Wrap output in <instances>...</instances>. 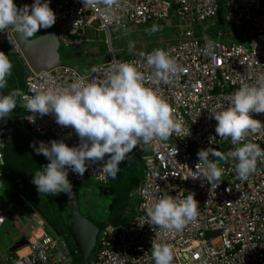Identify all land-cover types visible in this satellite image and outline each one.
Here are the masks:
<instances>
[{
  "label": "built area",
  "instance_id": "2783aa9c",
  "mask_svg": "<svg viewBox=\"0 0 264 264\" xmlns=\"http://www.w3.org/2000/svg\"><path fill=\"white\" fill-rule=\"evenodd\" d=\"M17 1L21 7L34 3V0ZM49 6L57 16L50 29L61 30L59 41L66 47L81 44V35L87 27L105 33L110 40L113 29L126 30L170 16L184 23L174 41L141 52L144 56L138 53L120 59L112 55L107 61L91 65L85 73L63 65L37 73L28 70L25 77L23 96L19 97L23 110L20 122L33 133L49 134L53 140H63L70 147L80 143L74 129L59 126L53 114L41 117L29 113L23 107L24 97L34 96L41 84L67 88L80 78L99 83L107 78L115 63H134L145 76V86L158 91L182 123L184 132L179 137L175 133L170 136L171 142H149L152 154L143 158L142 180L130 193L131 197H137L135 213L128 222L109 225L101 231L90 264H154L152 244L168 245L174 253L172 264H264V163L258 160L255 173L241 181L235 173V161L227 157L230 148H222L230 140L217 136V121L211 118L219 105L227 106L242 84L255 85L257 76L264 74V0H117L110 8L102 4L84 5L82 0H50ZM221 6L225 9V22L240 37V42L225 43L217 38L196 36L193 26L214 17ZM13 30L9 27L0 32V52L6 42L16 49ZM157 49L167 52L185 69L172 83L152 78L154 69L148 66L146 56ZM30 115L34 123L27 119ZM252 117L264 123V113H254ZM7 125V121H0V130ZM249 142L264 148V133L251 135L236 146ZM3 146L0 133V180ZM140 147L133 154L138 155ZM208 148L225 157L224 161L209 157L222 170L220 180L213 181L212 187L201 175L206 165L199 163L197 156L200 150ZM105 161L90 163L83 176L69 171L68 179L106 184L108 178L101 180L98 173ZM190 193L198 202V216L183 230L168 231L147 223L145 205L164 195L183 199ZM7 210L10 207L0 211V225L8 217ZM5 264H73V261L65 238L48 232L42 222L29 236L26 252L11 253Z\"/></svg>",
  "mask_w": 264,
  "mask_h": 264
},
{
  "label": "clouds",
  "instance_id": "9594fccd",
  "mask_svg": "<svg viewBox=\"0 0 264 264\" xmlns=\"http://www.w3.org/2000/svg\"><path fill=\"white\" fill-rule=\"evenodd\" d=\"M82 2L84 5L102 4L110 8L117 0ZM49 4L50 0H34L31 6L24 5L18 9L14 0H0V32L12 27L28 39L40 29L51 28L57 16ZM146 31L153 34L160 31V27L154 24ZM134 47V42H130L129 51ZM208 51L211 52V46ZM139 55L144 56V53ZM146 62L154 69L152 78L164 84L172 83L173 78L185 71L167 52L159 49L148 54ZM12 68L8 55L0 52V90L6 88ZM144 81L145 76L134 63H115L107 78L99 83L80 78L67 88L41 84L34 96L24 97L26 103L23 107L29 113L41 117L53 114L55 122L74 129L80 141L78 146L72 147L63 140L40 142L38 147L30 145L37 155H43L49 161L33 175L32 183L38 193L53 196L71 194L73 185L68 179L69 171L83 176L90 163L105 161L106 155L108 159L99 169V179H115L120 172V163L138 145L145 147L153 140L163 142L174 133L179 137L184 132L174 109L158 91L145 86ZM22 96L19 90L0 95V121L9 118L12 110L17 108L16 98ZM254 113H264V74L257 76L255 85L242 84L231 95L227 106L219 105L218 110L212 112L211 118L217 121V136L230 140L236 146L251 135L264 133V123L254 119ZM27 119L35 122L32 115ZM210 155L220 159L225 157L212 148L197 153L199 163L206 165L201 175L212 187L213 181L220 180L222 170L211 162ZM227 157L235 161V173L239 179L246 181L255 173L258 160L264 163V148L256 143H243L230 151ZM145 207L147 223L176 232L196 220L199 208L192 193L183 199L164 195ZM151 249L154 264H172L174 253L168 245L152 244Z\"/></svg>",
  "mask_w": 264,
  "mask_h": 264
},
{
  "label": "trees",
  "instance_id": "16d2710c",
  "mask_svg": "<svg viewBox=\"0 0 264 264\" xmlns=\"http://www.w3.org/2000/svg\"><path fill=\"white\" fill-rule=\"evenodd\" d=\"M221 23L219 29L225 30L226 26H223V24L227 25V23L224 21ZM230 28L231 26L229 25V30H225L228 32L227 37L221 35L214 37V39H220L225 43L235 42L234 39L237 36L232 33ZM49 29H40L34 36L44 33ZM216 33L217 31L213 33V36ZM2 52L8 55L13 68L12 75L7 79V86L3 90H0V94L8 95L13 90L22 92L25 88V77L28 71L18 56L12 51L10 42L4 44ZM58 52L63 63L65 59L70 58V50L66 49L64 45L60 44ZM16 99L17 108L14 109V112L16 111L17 115L21 112L22 105L19 97ZM16 115L14 122L10 121L9 118L6 119L5 121L8 122L6 129L0 130L4 138V146L2 149L4 165L1 167L0 201L5 200L6 204L13 203L19 210L24 211L26 215H37L48 232L61 235L65 238L67 246L72 253L73 264H84L82 248L79 247L72 234L73 219L66 204L67 194L61 193L55 196L40 194L36 186L32 183L35 172L41 170V167L46 166L49 161L43 155H37L30 145L35 144L38 147L40 142L47 143L53 140V138L49 134L41 136L33 133L28 126L20 122V117ZM119 167L120 172L115 179L108 178L106 184L96 183V188L101 194L111 197L108 220L107 222L101 223L100 231H98L96 236L97 239L106 226H116L128 221L126 219L124 221L123 216L125 210L131 205L130 193L139 186L142 180L144 159L137 154H131L120 163ZM69 181L73 185L72 193L75 199H79L80 186L93 183L90 179L82 183ZM135 209L136 205L133 214L135 213ZM96 247L97 243L94 244V247L89 252L87 264H90Z\"/></svg>",
  "mask_w": 264,
  "mask_h": 264
},
{
  "label": "rangeland",
  "instance_id": "374dc122",
  "mask_svg": "<svg viewBox=\"0 0 264 264\" xmlns=\"http://www.w3.org/2000/svg\"><path fill=\"white\" fill-rule=\"evenodd\" d=\"M171 18V17H170ZM169 19V18H168ZM168 19L162 20L164 23L170 24ZM176 25L174 28H182V21L178 17L171 18ZM179 23L181 25H179ZM209 20L203 22V27L207 26ZM216 23H219L217 20ZM225 30H229V25L223 24ZM146 26L141 27L140 29L128 28L126 30H111L110 40H108L107 35L101 32H88L89 39L94 41V44L83 43L82 45L76 46L72 48L64 46L66 49L70 50V58L65 59L64 64L69 65L76 69L79 72L85 73L86 68L85 65L88 66V63H100L107 61L113 56L116 58H128L132 57L138 52H142L145 49H149L151 47H162L172 37L170 32L165 33L164 38H156V42L154 44L148 43V39H141V35H139L141 29H144ZM217 31V27L211 29L208 34H212ZM176 37V32L175 36ZM212 38V37H209ZM235 42H239L240 38L237 36L234 39ZM130 42H134L135 47L130 52L128 45ZM167 43V44H168ZM242 146V145H239ZM231 142L227 141L222 144V148H230V150H235V147ZM221 159V161H224ZM79 212L81 215V223L79 224V230L82 233L78 235V244L83 242L84 237H88L90 235V231H93L94 239L92 238V244L97 243V233L100 231L101 223L107 222L108 213H109V204L111 202V197L109 195H103L96 188V182L85 184L80 186V196L79 199H76ZM131 205H129L128 209L125 210V214L123 216L124 221L133 214L135 205L137 203L136 195H133L130 199ZM0 210L5 209L7 207L6 201H0ZM8 218L5 222L0 226V264H5V260L12 253V249L10 247L13 246V243L16 239L21 238L22 241L25 237L30 235V225H34L37 222V217H29L27 215H23V219H20L19 216L14 213V211L7 210ZM26 224L27 227H24ZM88 235H87V234ZM83 238V239H82ZM92 247V248H93ZM97 248V247H96Z\"/></svg>",
  "mask_w": 264,
  "mask_h": 264
},
{
  "label": "water",
  "instance_id": "95a60500",
  "mask_svg": "<svg viewBox=\"0 0 264 264\" xmlns=\"http://www.w3.org/2000/svg\"><path fill=\"white\" fill-rule=\"evenodd\" d=\"M14 3L17 5L18 9L22 8L17 0H14ZM60 34V29H49L44 33L25 39L22 34L16 33L14 29L11 35L16 44V49H12V51L18 56L27 71L31 70L37 73L39 71H46L58 66H63L65 64L61 61L58 52L60 47ZM10 119L14 121L13 114L10 116ZM166 141L171 142V138L169 137ZM136 148H134L128 156L133 154ZM137 153L138 156L142 158L150 156L152 154L150 145L148 144L145 147L142 145V147L137 149ZM66 204L73 219L72 234L75 237V240L78 241V235L81 236V234L83 235L85 233H82L79 230V224L81 223L82 218L73 193L66 196ZM92 238L94 239V234L91 230L90 235L88 237L85 236L84 239L82 238L83 242L78 244L79 247L82 248L84 264H87L86 262L89 252L93 247Z\"/></svg>",
  "mask_w": 264,
  "mask_h": 264
},
{
  "label": "crops",
  "instance_id": "0c3cea01",
  "mask_svg": "<svg viewBox=\"0 0 264 264\" xmlns=\"http://www.w3.org/2000/svg\"><path fill=\"white\" fill-rule=\"evenodd\" d=\"M224 10H225L224 7L221 6L219 8V10L217 11L216 15L214 17L210 18L209 23H207V26H205V27H203V22L202 23L195 24L193 26V29H194V32H195L196 36L201 37V38H204V37L205 38H209V37L214 38L216 36L218 37V35H222L224 37H227L228 36V32L225 31V30L219 29V27H220L219 25L222 24L221 22L222 21L225 22V20H224ZM170 17L172 18L174 16H170ZM170 17L168 19L169 22H170V24H167L166 22L164 23L162 20H154V21H151L150 23H148L146 25H143V26H131L129 28L130 29L131 28H135V29H138L139 28L140 29L141 27L146 26L144 29H141L139 35H141V37H140L141 39H148V43H152V44H154L156 42L155 40H156L157 37L158 38H164L165 39V33L166 32H170L172 34V37L169 40V42H172V41H174L176 39V37H174L175 36V32H177V30H180L181 27L180 28H177V30H176V28H174V25H176V23H174V21H172V19ZM217 20L219 21V23H216ZM182 23H183V21H182ZM154 24L155 25H158L160 27V31H158L156 33H153V34H149V32H147L146 29H150L152 27V25H154ZM179 25H181V24L179 23ZM181 26H183V24ZM214 27H217V33L215 34V36H213L214 34L213 35L208 34V32L211 29H213ZM230 29L232 31V28H230ZM116 30H118V29H116ZM120 31H122V30H120ZM88 32L97 33L98 31H95V30L91 29L90 27L85 28L84 31H83V33H82V35H81V38L83 39V42L81 44H79V45H82L83 43L94 44L93 43L94 41H92V39H89ZM232 33H233V31H232ZM231 37H228V38H231ZM240 41H241V39H240ZM79 45H77V46H79ZM74 47H76V46H74ZM155 48H159V47H151L149 49H145L144 51L153 50ZM138 53H141V52H138ZM93 64L94 63L92 62V63H88V66L85 65L86 70L88 68H90V66L93 65ZM22 112L23 111L21 110V112L16 115V111L14 112V110H12V113H10V116L13 114V117L14 118H15V115L18 116V117H20L23 114ZM10 116H9V119H10ZM7 206L10 207V209L12 211H14V213H16L19 216L20 219H23V215H26V213L24 211L19 210L13 203H7ZM3 210L4 209H1L0 211H3ZM27 216H28V218L29 217L30 218L31 217H37V222L34 225H30V229H31L30 230L31 231L30 232V235H31V234L34 233L35 229L38 227V224L39 223H42V221L35 214H30V215H27ZM131 217H132V215L128 218V221L130 220ZM24 227H27L26 224H25ZM38 233H39V231L37 232V234ZM29 236L28 237H25L24 236V239L22 241L20 240L21 238L16 239L14 241V243H13V246L10 247L12 249V252H17L18 254H24L26 252V244H27V240H28Z\"/></svg>",
  "mask_w": 264,
  "mask_h": 264
}]
</instances>
